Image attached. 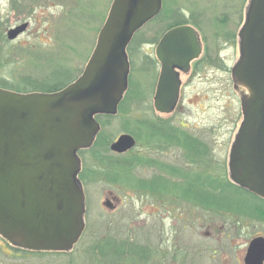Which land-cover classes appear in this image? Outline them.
<instances>
[{"label":"rangeland","instance_id":"rangeland-1","mask_svg":"<svg viewBox=\"0 0 264 264\" xmlns=\"http://www.w3.org/2000/svg\"><path fill=\"white\" fill-rule=\"evenodd\" d=\"M112 1L0 0V75L18 82L26 75L42 77L52 68L61 67L68 70L61 79L78 77L95 48ZM246 7L247 0H163L160 21L168 24L174 12L196 19L198 25L193 26L205 49L190 71L180 74V100L173 113L155 111L156 83L147 102L151 110L135 113L140 118L155 113L197 137L209 146L216 167L223 161L229 165L243 120L241 99L248 91L234 81L231 69L239 59L240 49L237 41L229 39L237 38ZM25 22L29 23L27 30L9 40L8 31ZM156 31L157 26L149 25L140 35L153 39ZM155 48L156 43L141 44L131 69L147 92L153 75L143 73L141 66L144 57H156ZM155 68L154 65L153 73ZM125 120L121 116L112 120L107 134L113 140L126 133L122 128ZM128 153L151 160L136 169L139 179L152 180L153 173H158V169L149 167L152 162L187 171L181 172V178L203 173L208 165L207 161L203 165L191 163L190 158L186 161L183 154L187 153L176 145L157 152L137 140V146ZM87 166H91V161ZM83 186L87 193L86 229L72 250L12 256L0 242V264H245L249 241L264 235L262 221L237 225L235 220L209 215L189 201L170 206L163 197L157 199L105 179H87ZM106 198L112 200L113 208L104 204ZM110 241L124 246L122 260L101 254L99 246ZM134 246L146 248L150 254L142 262L130 260Z\"/></svg>","mask_w":264,"mask_h":264},{"label":"water","instance_id":"water-1","mask_svg":"<svg viewBox=\"0 0 264 264\" xmlns=\"http://www.w3.org/2000/svg\"><path fill=\"white\" fill-rule=\"evenodd\" d=\"M162 10V0H113L83 73L54 93L0 88V234L32 250L69 251L85 229V193L78 151L89 147L115 115L129 84L127 48L135 33ZM28 22L8 31L10 40ZM240 57L232 74L245 87L243 122L230 158L232 177L264 199V0H251L240 32ZM203 47L198 31L180 25L156 47L160 73L156 111L171 114L180 99V73H188ZM136 140L121 134L111 150L124 153ZM245 264H264V236L253 237Z\"/></svg>","mask_w":264,"mask_h":264},{"label":"trees","instance_id":"trees-1","mask_svg":"<svg viewBox=\"0 0 264 264\" xmlns=\"http://www.w3.org/2000/svg\"><path fill=\"white\" fill-rule=\"evenodd\" d=\"M162 12L163 9L160 14L143 27L146 28L149 25L157 26V35L153 39L143 38L140 35L143 30L142 28L135 33L130 42L127 53L131 69L134 66V57L139 54L141 44L158 43L162 35L175 26L186 23L198 25L196 19H189L182 12H174V15L169 19L170 22L165 24L163 21H160ZM144 59L141 66L142 72L147 75L152 73L153 75L149 91L147 92L144 83L139 81L130 72L128 89L119 104L118 114L115 116L97 115L96 119L101 124L100 132L88 149L79 150L81 154L86 153L87 160L91 161V166L86 168L81 176L85 177L87 171H90L89 178L91 181L105 179L108 182L120 184L152 197H166L169 194L166 193V190H169L177 200H181V204L189 201L193 207L199 208L209 215L226 219L231 218L235 220V224L237 225L250 220H259L264 223V199L252 193L249 188L243 187L236 182L225 161L219 163L220 165H217V167L214 166V159L210 154L209 146L178 126L170 128V133L161 131L159 134L169 140H173L176 146L185 147L186 153H189L191 156V163L203 165L207 161V169L205 168L203 173L184 175L181 178L180 173L184 171L177 167L175 169L176 177L174 184L170 182V186L163 184L157 187L154 180L139 179L135 174L136 169L149 163L143 156L131 153L122 155L108 154L111 152L110 145L113 142V138L107 132L112 120L118 116L126 118L122 128L125 132L132 134L138 142L144 141V144L149 146L154 142V133L157 132V129H155V120L152 118V115L145 118L135 116L137 111H143L144 109L151 110V106H148L147 102H149L150 94L154 89L157 79L156 68L155 73L152 72L154 65L156 67V60L148 56L144 57ZM67 71L66 68L63 69L61 67L52 68L51 72L42 77L26 75L18 82H13L9 77L0 75V88L21 93L58 92L77 78L74 75H70L66 79H61L66 75ZM99 248L102 251L101 254L105 256L110 255L113 259L122 260L125 255V251H123L124 246L115 243V241H110L106 244L104 242V245L99 246ZM132 250L134 251V255L132 258L129 257V259H133V261L139 260L142 262L141 259L146 258L150 254L146 248L134 246Z\"/></svg>","mask_w":264,"mask_h":264},{"label":"flooded vegetation","instance_id":"flooded-vegetation-1","mask_svg":"<svg viewBox=\"0 0 264 264\" xmlns=\"http://www.w3.org/2000/svg\"><path fill=\"white\" fill-rule=\"evenodd\" d=\"M250 2H251V0H247V7H246V11H245V16H244V20H243V23H242V26H241V28L239 29V32H238V35H237V38H236V36L235 37H233V38H231V39H229V40H231L232 42H235L236 43V41L238 42V44H239V49H240V45H241V36H240V32H241V30H242V28H243V25H244V23H245V18H246V14H247V12H248V9H249V6H250ZM199 36H200V33H199ZM200 38H201V41H202V46H203V51H204V49H205V45H204V42H203V39H202V37L200 36ZM203 51H202V53H203ZM202 55V54H201ZM155 56H156V49H155ZM200 58V57H199ZM198 58V59H199ZM154 59L156 60V71L158 70V66L160 67V64H159V62H158V60H157V57H154ZM198 59H196V60H194L192 63H191V68H192V66H193V64L198 60ZM239 60V59H238ZM238 60H237V62H238ZM237 62L235 63V65L237 64ZM234 65V66H235ZM234 66L232 67V69H231V71H233V68H234ZM156 111V110H155ZM157 112V111H156ZM158 113H160V112H158ZM164 114V113H163ZM152 118L155 120V123H154V126L156 127L155 129H157V132L156 133H154V135H155V139H154V142L152 143V145H145L146 146V148L148 149H153V150H156L157 152H162V151H164L165 149H168V148H170V147H174L175 146V144L173 143V140H169L168 138H166V137H164V136H162V135H160L159 133L161 132V131H165V132H167V133H170V128H173L175 125L173 124V122H170V121H168V119L166 120V119H160L159 117H156L155 116V113L152 115ZM238 135V134H237ZM236 140H237V136L235 137V141H234V143H233V146H232V149H231V153H230V158H231V155H232V151H233V149H234V147H235V143H236ZM180 146V145H179ZM180 147H182V149H184V151L186 152V148L185 147H183V146H180ZM88 149V148H87ZM131 151V150H130ZM129 152V151H128ZM128 152H125V153H123V154H127ZM115 154H117V153H115ZM188 154V155H187ZM187 154H183L184 155V157H185V160L187 161H190L189 160V158L191 157L190 156V154L189 153H187ZM117 155H122V154H117ZM78 156H79V158H80V160H81V166H82V168H81V172H80V174H79V181H80V183H81V185H82V188H83V190H84V193H85V206L87 207V193H86V191H85V189H84V186H83V181L85 180H87V179H90L89 178V174H90V171H87V173H86V176L85 177H83V176H81V174H82V172L84 171V170H86V168H88V166H87V163H88V161L89 160H87V156H86V153H83V154H81V153H79L78 152ZM142 156V155H141ZM144 157V156H143ZM145 159H146V157H144ZM151 160L148 158V162H150ZM150 165V164H149ZM154 167V169H158L159 171H158V173H156V172H154L153 174H154V177H153V179L151 180V181H155L156 182V184H157V187H159V186H161V185H163V184H168L169 186H170V182L171 183H173L174 184V181H175V166L174 165H172V166H170V165H164V164H162V163H160V164H158V163H151V165L149 166V167ZM141 167V166H140ZM185 173L187 172V171H185V170H183ZM180 175H181V173H180ZM163 182H162V181ZM173 189H174V187H173ZM172 189V190H173ZM165 190V189H164ZM171 191H169V190H166V193H169L166 197H163V199L165 200V202L166 203H168V205H170V206H176V204H177V202H181V201H177V199L174 197V195L172 194V193H170ZM157 197V199H159V196H156ZM104 204H106L107 206H109V207H114V205H113V203H112V200H110V199H108V198H106V200H105V202H104ZM85 229H86V227H85ZM85 231V230H84ZM84 233V232H83ZM82 236H83V234H82ZM82 236H81V238H82ZM80 238V239H81ZM0 242L2 243V246L3 247H7V249L10 251V255H12V256H21V255H29V256H31L32 254H40V253H42V252H44V251H37V250H32V249H29V248H25V247H22V246H18V245H16V244H14V243H12L11 241H9L7 238H5L3 235H1L0 234Z\"/></svg>","mask_w":264,"mask_h":264}]
</instances>
